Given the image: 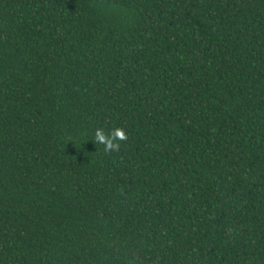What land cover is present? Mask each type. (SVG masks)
Segmentation results:
<instances>
[{"label":"trees","instance_id":"obj_1","mask_svg":"<svg viewBox=\"0 0 264 264\" xmlns=\"http://www.w3.org/2000/svg\"><path fill=\"white\" fill-rule=\"evenodd\" d=\"M0 264H264V0H0Z\"/></svg>","mask_w":264,"mask_h":264},{"label":"clouds","instance_id":"obj_2","mask_svg":"<svg viewBox=\"0 0 264 264\" xmlns=\"http://www.w3.org/2000/svg\"><path fill=\"white\" fill-rule=\"evenodd\" d=\"M128 136L121 127H115L106 132L103 128H97L94 132V142L104 145L105 152L119 151L120 141H126Z\"/></svg>","mask_w":264,"mask_h":264}]
</instances>
